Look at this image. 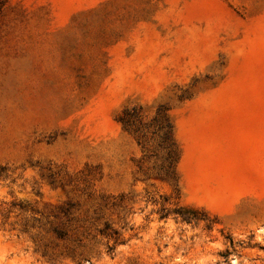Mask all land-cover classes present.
<instances>
[{
	"label": "rangeland",
	"instance_id": "obj_1",
	"mask_svg": "<svg viewBox=\"0 0 264 264\" xmlns=\"http://www.w3.org/2000/svg\"><path fill=\"white\" fill-rule=\"evenodd\" d=\"M0 264H264V0H0Z\"/></svg>",
	"mask_w": 264,
	"mask_h": 264
},
{
	"label": "trees",
	"instance_id": "obj_2",
	"mask_svg": "<svg viewBox=\"0 0 264 264\" xmlns=\"http://www.w3.org/2000/svg\"><path fill=\"white\" fill-rule=\"evenodd\" d=\"M158 118H161V130L163 132L162 136V146L163 149L166 151V163L168 167L163 171V174L159 175V178H165L167 180H174L175 179V168L178 162V153L177 147L174 142V135H173V125L165 112H159L157 117L154 121H158ZM142 119V112L140 109H133L132 111H126L124 116L121 118L120 122L124 126V128L131 132H139V126H137V122L141 123ZM175 214L179 215L184 221H193L196 218L193 216L194 213L189 211H184L178 209L174 211ZM102 235L107 238H110L114 241V246H116L120 241H122L121 235L118 231L112 230L109 225H106L103 230H101ZM110 252L115 251V247L109 248Z\"/></svg>",
	"mask_w": 264,
	"mask_h": 264
}]
</instances>
